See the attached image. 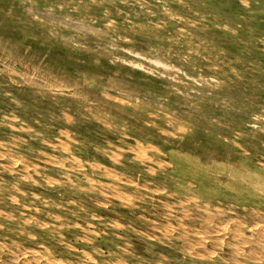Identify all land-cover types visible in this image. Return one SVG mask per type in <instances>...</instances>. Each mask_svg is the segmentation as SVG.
Here are the masks:
<instances>
[{"label": "rangeland", "instance_id": "374dc122", "mask_svg": "<svg viewBox=\"0 0 264 264\" xmlns=\"http://www.w3.org/2000/svg\"><path fill=\"white\" fill-rule=\"evenodd\" d=\"M50 263L264 264V0H0V264Z\"/></svg>", "mask_w": 264, "mask_h": 264}, {"label": "bare ground", "instance_id": "6f19581e", "mask_svg": "<svg viewBox=\"0 0 264 264\" xmlns=\"http://www.w3.org/2000/svg\"><path fill=\"white\" fill-rule=\"evenodd\" d=\"M102 57V56H101ZM106 58V57H105ZM96 60V59H95ZM114 61V60H113ZM139 71V70H138ZM14 163V162H13ZM16 166V165H15ZM142 245V244H141ZM51 264V263H50Z\"/></svg>", "mask_w": 264, "mask_h": 264}]
</instances>
